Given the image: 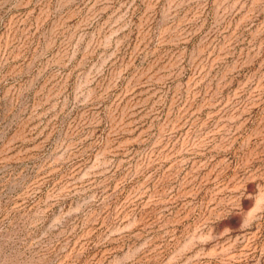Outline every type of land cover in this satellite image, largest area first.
I'll return each instance as SVG.
<instances>
[{"label": "rangeland", "instance_id": "rangeland-1", "mask_svg": "<svg viewBox=\"0 0 264 264\" xmlns=\"http://www.w3.org/2000/svg\"><path fill=\"white\" fill-rule=\"evenodd\" d=\"M0 264H264V0H0Z\"/></svg>", "mask_w": 264, "mask_h": 264}]
</instances>
